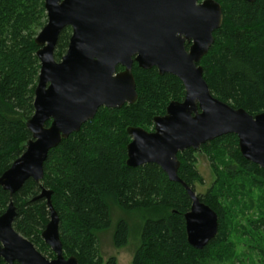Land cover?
Returning <instances> with one entry per match:
<instances>
[{
	"label": "trees",
	"instance_id": "obj_1",
	"mask_svg": "<svg viewBox=\"0 0 264 264\" xmlns=\"http://www.w3.org/2000/svg\"><path fill=\"white\" fill-rule=\"evenodd\" d=\"M223 9L222 27L214 33V45L201 61L204 80L217 99L250 115L264 113V0H215ZM47 24L45 0H0V177L25 152L32 135L26 123L34 113L35 90L41 64L35 40ZM72 29H65L55 50L60 62L67 53ZM189 49L190 45H186ZM122 67L118 71H123ZM138 100L121 109L102 108L94 120L79 133L71 135L50 151L44 165L41 184L29 180L13 196L0 186V216L13 202L17 217L14 229L28 239L49 260L56 255L44 242L42 233L50 222L45 199H38L42 186L52 191V203L60 218V238L66 259L79 264H117L115 258L104 261L99 234L111 227L112 207L124 213L147 212L141 232V246L132 264H212L230 255L229 211L212 188L201 201L219 217L217 237L203 250L188 243L185 215L192 201L181 184L170 182L155 164L139 168L127 166L130 128L151 131L156 117L166 115L171 102H182L185 88L169 74L156 68L143 70L133 66ZM50 123L47 124L49 126ZM213 162L224 193L230 183L246 180L249 186L264 188V169L247 161L239 149L236 135H227L201 147ZM199 151V152H201ZM197 152H180L178 176L195 191L202 178L196 169ZM225 157L230 161L224 165ZM219 163L224 170L219 169ZM220 188V187H219ZM242 228L245 237L258 238L264 245V220ZM127 220L114 225L113 243L124 247L129 238ZM0 264H7L4 260ZM18 264V263H15Z\"/></svg>",
	"mask_w": 264,
	"mask_h": 264
},
{
	"label": "water",
	"instance_id": "obj_2",
	"mask_svg": "<svg viewBox=\"0 0 264 264\" xmlns=\"http://www.w3.org/2000/svg\"><path fill=\"white\" fill-rule=\"evenodd\" d=\"M45 9L47 24L35 40L41 64L35 113L26 123L32 138L0 177V186L13 196L29 180L41 184L51 150L79 133L100 109H121L137 102L134 64L143 70L156 68L160 75L182 82L185 98L171 102L166 115L154 119V132L128 130L132 141L127 166L155 164L170 182L184 187L192 201L185 215L188 243L203 250L218 235L219 217L180 179L177 155L188 149L199 152L209 142L236 135L244 159L264 169V113L253 116L214 97L200 65L214 45V33L223 25L221 4L215 0H45ZM67 28L72 29L69 47L57 62L55 50ZM119 67L124 70L118 71ZM52 196L42 186L38 199H45L50 211L42 238L55 259H47L14 229L17 211L10 202L0 216V261L79 264L75 257H64Z\"/></svg>",
	"mask_w": 264,
	"mask_h": 264
},
{
	"label": "rangeland",
	"instance_id": "obj_3",
	"mask_svg": "<svg viewBox=\"0 0 264 264\" xmlns=\"http://www.w3.org/2000/svg\"><path fill=\"white\" fill-rule=\"evenodd\" d=\"M41 32V31H40ZM39 32V33H40ZM198 170L202 182H197L195 192L200 197L206 195L212 188H216L220 195H229L230 199L221 198L223 206L229 211L227 217L231 229L229 245L230 255L214 260L212 264H264V245H259L258 238H247L242 228L248 227L250 222L264 220V188L256 189L249 186L246 180L227 181L226 176H221V181L230 183L224 193L223 184L219 182V176L213 167V162L207 153L203 151L196 154ZM230 161L225 157L224 165ZM224 165L219 163V169L223 171ZM220 187V188H219ZM155 215L147 212L124 213L116 207H112L113 227L99 234V248L104 261L115 258L117 264H132L136 251L141 246V232L144 223L149 217ZM119 219H125L130 226V234L127 244L122 248L115 247L113 243L114 225ZM247 228V229H248Z\"/></svg>",
	"mask_w": 264,
	"mask_h": 264
},
{
	"label": "flooded vegetation",
	"instance_id": "obj_4",
	"mask_svg": "<svg viewBox=\"0 0 264 264\" xmlns=\"http://www.w3.org/2000/svg\"><path fill=\"white\" fill-rule=\"evenodd\" d=\"M202 1V0H201ZM72 36V35H71ZM65 56V55H64ZM165 116V115H164ZM154 130H155V124H154V127H153V129L151 130V131H148V132H154ZM131 141H132V138H131ZM69 259V258H68Z\"/></svg>",
	"mask_w": 264,
	"mask_h": 264
}]
</instances>
